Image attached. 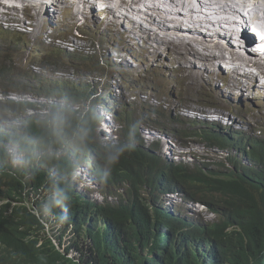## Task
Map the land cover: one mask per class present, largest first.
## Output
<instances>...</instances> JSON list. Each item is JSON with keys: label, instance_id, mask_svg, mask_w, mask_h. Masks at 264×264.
<instances>
[{"label": "clouds", "instance_id": "1", "mask_svg": "<svg viewBox=\"0 0 264 264\" xmlns=\"http://www.w3.org/2000/svg\"><path fill=\"white\" fill-rule=\"evenodd\" d=\"M51 2L41 4V18H47L46 12L52 17ZM128 30L124 26V31ZM126 32L116 34L119 42L114 38L122 59L131 52L128 45L124 50L125 42L120 41L129 35ZM100 37L108 39L105 34ZM49 39L54 41L52 35ZM65 43L74 49H66L58 57L59 64L66 67L55 69L54 62L45 65L58 72L55 79L47 80V75L33 69L19 77L18 70H11L14 61L0 64V112L12 116L9 120L0 113V166L20 174L27 183H33L37 171L48 173L41 194L32 192L27 204L45 227V237L64 254L70 237L84 240L88 247L90 235L101 229L116 228L130 234L125 222L115 220V212L129 214L138 224L140 216L151 211L155 216L146 224L151 226L147 230L143 226L140 234L149 235L148 248H140L134 241L141 264H155L150 254L221 257L215 227L225 218L229 195L214 188L217 182L239 183L251 175L258 186L248 191L253 196L264 191V127L257 131L242 126L248 121L237 123L240 104L231 101L235 93L226 92L222 82L229 79V68L219 67L220 101L209 99L205 107L194 108L185 104L171 105L170 109L165 103L158 107L138 105L153 99L152 89L134 83L120 68L114 73V67L100 58L90 65L94 58L88 53L90 47L79 52L76 41ZM74 63L95 70L100 79L80 80V72L68 67ZM223 66L225 76H221ZM43 68L35 65V69ZM263 85L260 82L244 96V108L262 101L256 92L264 89ZM208 109L213 111L206 112ZM259 119L264 124L262 111ZM219 120L221 124L215 123ZM52 158L62 164L61 169ZM214 160L217 162L210 165ZM175 200L196 209L176 211L171 205ZM37 202H44L43 210L37 208ZM54 227L55 235L50 236L49 228ZM251 242L245 240L243 245L244 264H264V241L254 246ZM155 243L157 249L150 251ZM20 247L22 250L15 252L0 242V264H45L41 256L23 255L24 245ZM65 256L78 258L75 252Z\"/></svg>", "mask_w": 264, "mask_h": 264}, {"label": "rangeland", "instance_id": "2", "mask_svg": "<svg viewBox=\"0 0 264 264\" xmlns=\"http://www.w3.org/2000/svg\"><path fill=\"white\" fill-rule=\"evenodd\" d=\"M202 1L207 2L206 5L211 7L208 5L211 3L210 0ZM2 5L4 6L3 11L6 13L3 14L2 19L0 20V64L7 63L11 65L10 62L14 61L11 70L16 72L18 70L19 77L22 76L20 73L25 74L28 69H33L36 72H42L44 75H47V80H49V78L55 79L58 72L45 65L54 62L55 69L65 68L66 65L59 64L58 57H60L66 49L74 51V49L66 47L67 43L65 42L71 43L76 41L79 52L85 50L87 47H90L88 53L94 57L93 60L89 61L90 65H94L95 60L100 58L104 64H110L114 67V73L118 68H120L125 72L124 74H129L133 77L132 79L134 83L139 84L143 88L153 90V99L149 103L138 105L158 107L160 104L165 103V105H168L170 109L171 105L179 106L181 104H185L194 108L196 106L205 107L207 102H209V99H212L215 102L220 101L221 99L219 93L220 88L218 87H221L222 83L218 82V72L205 74L203 81L194 82L192 80L191 82L193 83V86L187 87L186 84L181 81L178 71H176V73L172 70V68H170L177 65L163 69V64H170V57L179 62V64L180 61L182 62V60L178 58L179 54L177 53V50L179 47L175 50L172 49V47L167 49L166 53L169 54V57L162 54L158 58L160 61L154 62L156 61V57L152 56L148 50V44L150 42H148L146 36L139 32H135L134 35L130 32V30H128L127 32L129 33L128 36L130 37V40L127 39V36L124 40L121 38L120 41L122 43L125 42L124 50L128 45L131 52L126 56V59H122L120 57L121 52L115 44V39L119 42V38L116 34L122 31L126 32L124 31V26L129 27V24L126 22H120L118 24L117 22L109 20L105 23V15L98 16V12L93 16L92 14H88L85 17H76L75 14L78 10H80V8L72 10L71 7L61 6V8L58 9L56 7L60 4L56 1H54L53 7L49 9L52 17H49L47 14V18H41L42 14L38 12V9L28 1L1 0L0 6ZM13 5H15V7ZM207 6H204V9L199 7V10L201 11V15H199L202 19H206V17L209 18L210 14L213 13V10ZM14 8L16 9L14 10ZM135 8L140 9V7L136 5ZM84 9L90 11V5H85ZM100 11L101 9L99 8V12ZM54 13L56 14L54 15ZM151 13L154 14L152 11ZM160 16L165 18L163 15ZM8 18L10 26L7 23ZM134 19L138 22H143L141 15L135 16ZM30 20H32L31 24L29 23ZM17 23L24 24V29L17 25ZM81 24L84 27L82 26L83 28L81 27V29L79 28L77 31L76 28H78ZM100 34L107 35L108 39H102ZM51 35L54 39L53 42L49 39ZM80 36L82 39L78 40ZM101 40H103L108 46L102 45ZM141 48L143 53L141 52ZM42 58L43 62H40L39 60ZM122 60H125V62H122ZM183 64L185 65L184 61ZM35 65H44V68L35 69ZM68 67L79 71L80 73L78 78L83 81L89 77L95 79H100L101 77L96 76L98 72H95V70L92 71L86 66H78L74 63L68 64ZM254 71L259 74L257 69ZM186 73L194 74V72L189 69H185L184 74ZM226 74L227 69L224 66L221 67V76H225ZM260 76H264V74ZM222 82L227 90L226 92L232 95L235 93L231 96V101L233 103L240 104L238 105L240 118L237 123L239 124L241 122L248 121L247 123H243L242 126L257 131L261 130L264 127V124L262 123V120L259 119V112L262 111L264 113V89L257 90L256 92L261 96L262 101H259L256 105L244 108L245 100H247L244 99L246 94H242L240 90H234L233 92L231 89L229 90L228 83L232 82V84H235L231 77H229V79H223ZM210 84H213L211 89L209 88ZM237 93H240L243 98ZM253 95L254 94L251 96ZM173 100H176V103H174ZM226 100L229 101V97L226 96ZM241 105H243L242 108H240ZM258 106L261 107L258 108ZM139 111L140 108L138 107L136 112L138 113ZM212 111V109H208L206 112ZM0 113L2 115H6L5 112ZM119 113H122L121 109H119ZM6 117L7 119L12 120L11 115L7 114ZM233 118H236L235 115ZM215 123H221V121L219 120ZM205 153L207 156L209 155V152ZM233 155H235L234 152L230 153V158ZM210 159L213 160L212 158ZM216 162L217 160H214L210 165H213ZM175 201L176 202H172L171 205H173L176 211L180 210L182 213H187L188 211H192V209H196L194 207L189 208V206L180 204L179 200ZM54 229L55 227L53 229L49 228L50 236L55 235Z\"/></svg>", "mask_w": 264, "mask_h": 264}, {"label": "bare ground", "instance_id": "3", "mask_svg": "<svg viewBox=\"0 0 264 264\" xmlns=\"http://www.w3.org/2000/svg\"><path fill=\"white\" fill-rule=\"evenodd\" d=\"M24 1L30 2L38 10L45 2ZM54 1L59 2L60 5H55L58 9L61 6L71 7L72 10L80 8L75 14L76 17H85L88 14L93 16L98 12V16H109L106 21L111 20L118 24L126 22L131 33L139 32L146 36L150 42L148 50L156 57L154 62L160 61L158 58L162 54L169 57L167 49L172 47L175 50L179 47L177 53L182 62L179 64L170 57V64H163V69L177 65L170 68L178 71L181 81L187 87L193 86L192 80L203 81L205 74L218 72L222 64L229 68V77L235 82L228 83L232 92L240 90L242 94H247L260 82L264 84V76H260L264 74V0H210L208 5L211 7L202 0H52L50 8ZM85 5H90L91 10L84 9ZM99 5L103 7V11L99 12ZM135 5L140 9L135 8ZM204 6L213 10L206 19L201 18L199 10V7L204 9ZM3 8V5L0 6V20L6 13ZM43 9L48 11V8ZM137 15L142 16L143 22L134 19ZM7 23L10 26L9 18ZM17 25L23 29L25 27L21 23ZM251 31L260 38L261 45ZM162 62L164 63L163 60ZM185 69L194 74H184ZM129 114L126 116L127 120Z\"/></svg>", "mask_w": 264, "mask_h": 264}, {"label": "trees", "instance_id": "4", "mask_svg": "<svg viewBox=\"0 0 264 264\" xmlns=\"http://www.w3.org/2000/svg\"><path fill=\"white\" fill-rule=\"evenodd\" d=\"M52 161L57 169H61L62 164L56 158H52ZM47 175L48 173L37 171L33 183H27L20 174L0 166V242L3 245L15 252L22 250L20 246L24 245L23 255L28 253L30 258L41 256L45 264H55V262L56 264H141L134 241L136 239L139 242L140 248L143 246L148 248L149 235L144 234L142 237L140 234L143 226L146 230L149 228L150 224H146L155 216L151 211L148 214L143 213L138 224L131 219L132 216L129 218V214L115 212V220L125 222L130 234L118 232L116 228L106 231L101 229L98 233L90 235L88 247L84 240L70 237L64 244V254L59 252L45 237L46 229L33 213L34 209L27 205L32 192L38 196L41 194L44 177ZM179 177L185 178L183 175ZM255 183L254 177L248 175L239 183L219 181L218 187H214L219 193L229 195L225 199L227 208L225 218L221 225L215 227L217 248L223 252L221 257L205 259L189 256L191 253L182 256L167 253L150 254L149 259L155 264H244L245 240H252L251 246L264 241V191L258 196H253L248 191L249 188L257 189L258 183L254 185ZM133 187L139 188L136 184H133ZM36 204L39 210L44 209V202ZM137 207L141 212V206L137 205ZM228 228H232L229 233L226 232ZM61 238L59 237L60 245ZM40 241H43V244L39 245ZM153 249H157L156 243L150 251ZM71 252H75L78 258L72 260L65 256Z\"/></svg>", "mask_w": 264, "mask_h": 264}]
</instances>
